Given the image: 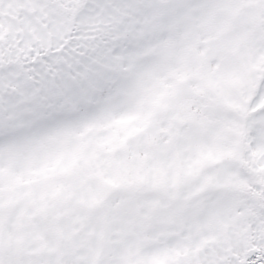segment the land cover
<instances>
[{
  "label": "snow or ice",
  "instance_id": "1",
  "mask_svg": "<svg viewBox=\"0 0 264 264\" xmlns=\"http://www.w3.org/2000/svg\"><path fill=\"white\" fill-rule=\"evenodd\" d=\"M0 264H264V0H0Z\"/></svg>",
  "mask_w": 264,
  "mask_h": 264
}]
</instances>
